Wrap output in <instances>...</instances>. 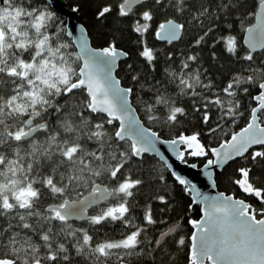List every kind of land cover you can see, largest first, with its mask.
Segmentation results:
<instances>
[{
	"label": "snow or ice",
	"instance_id": "1",
	"mask_svg": "<svg viewBox=\"0 0 264 264\" xmlns=\"http://www.w3.org/2000/svg\"><path fill=\"white\" fill-rule=\"evenodd\" d=\"M247 2L97 0L94 16L101 25L115 15L143 37L163 14L173 19L157 24V40L173 44L181 33H194L189 50L176 68L165 69L163 79L131 76L137 85L142 79L147 84L138 89L147 96L138 105L140 119L129 103L134 89L121 87L112 76L128 56L116 35L123 29L109 31L104 46L94 48L79 26L77 51L48 0H0V264H73L77 258L80 264H130L137 257L145 264H166L160 259L170 256L166 248L185 246V238H173L170 229L149 240L147 225L157 224L150 205L143 225L132 216L130 198L147 182L138 169L148 153L159 156L169 176L205 205L203 218L189 221L196 230L190 264H264V58L257 64L264 54V0H251L245 13L257 21L246 29L245 54L229 31L232 25L216 35L225 10L234 13ZM140 44L138 54L153 72L161 60L175 62L173 53L155 51L143 39ZM218 44L239 65L219 86L199 51L209 48L215 61ZM193 117L207 126L205 133L182 131L162 140L160 132L143 126L146 121L175 126ZM240 119L245 126L232 130ZM218 133L226 137L218 146L202 142V135ZM158 145L170 146L184 162L186 155L205 158L213 187L215 169L239 160L232 183L260 207L234 194L203 193L171 170ZM156 175V183L166 186V177ZM161 191L154 199L167 207L170 193ZM89 209L96 214L89 215ZM76 221L89 227H75ZM117 221L129 230L120 239L103 237L100 230Z\"/></svg>",
	"mask_w": 264,
	"mask_h": 264
},
{
	"label": "trees",
	"instance_id": "2",
	"mask_svg": "<svg viewBox=\"0 0 264 264\" xmlns=\"http://www.w3.org/2000/svg\"><path fill=\"white\" fill-rule=\"evenodd\" d=\"M68 7L70 9L77 8L79 13V20L86 27L89 36L92 40L93 46L99 48L104 46L105 34L109 31H116L118 28L123 29V31H116V35L119 37V47L128 53V59L122 62L119 66L117 72V77L121 80V83L125 87H132L134 89V94L131 97L132 103L138 111L141 119H144L142 113L143 109L139 108L140 99H147V96L143 91H138L139 88L143 87L147 89V84L144 80H141V84L137 85L132 79V75H139L140 77H147L149 81L155 79H163L164 71L166 68L169 70L174 69L178 66L180 61V56L189 50V44L192 41L194 33L192 31L183 32L180 41L173 44L162 43L157 40L154 36L153 30L157 27L158 23H163L165 19H173L172 16L167 17L163 14L159 15L157 20L152 22V27L149 32L144 34L134 33L128 29V21H117L115 15L109 18L104 25H101L99 21L95 19L94 12L97 0H66ZM33 3H39V0H32ZM243 2V0H242ZM251 6V0H248L244 4V7L238 8L234 13H229L225 10L223 14V20L218 21L220 31L216 33L217 36L223 34L224 29L227 25H232L229 29L231 34L237 36V40L241 46L240 55L245 54L248 50L243 44L244 34L246 29L253 24L254 18L249 15H245L249 11ZM54 11V10H53ZM57 16L63 22V26L66 27V21L57 13ZM177 22L183 23L184 21L178 20ZM243 25V26H242ZM189 29H191V24H189ZM66 37V33H65ZM143 39L148 47H152L155 51L160 53L171 52L174 55L175 62L172 65L165 64L162 60L157 63L155 72L147 65L144 58L139 56L141 51L140 41ZM66 41H69L66 38ZM71 42V41H70ZM76 50V49H75ZM200 51V55L203 57L202 64L205 68L210 70V74L215 76V80L219 86L228 76L229 73L234 69L238 68L239 65L236 64L235 58L229 59V55L223 51L222 45L218 44L215 48L217 60L213 61L210 59V49L205 47ZM264 54L261 57H257V64L262 62ZM128 65H132V71H129ZM254 93V90H253ZM75 102V101H73ZM247 103L246 98L242 100V104ZM187 108V105H182ZM246 121L240 119L237 124L232 126V130H239L240 127L245 126ZM145 124L151 128L153 131L161 133V137L164 139H173L180 132L187 133L189 130L201 131L205 133L207 131V126L201 124L198 118L193 117L191 121L188 119H182L179 124L175 126H165L160 123H153L146 121ZM228 129H226L227 131ZM222 133H218L216 137H208L202 135V142L207 146L216 147L218 146L219 140L224 139ZM209 156L208 158H210ZM144 163L141 165L140 171H144L147 177V182L142 186L136 193L135 199L130 198V202L133 207L132 216L135 223L138 225H143L144 221L142 219L144 212L148 205L151 206L153 218L157 220L155 225H147L149 231L146 233L149 240L153 239L157 233L167 231L171 226L179 223V228L172 235L173 238L179 239L180 237L185 238V246H168L166 251L170 256H161L160 259L166 261V264H188L189 263V253L190 244L192 236V228L190 226V220L198 219L201 215L200 207L194 206L191 200L190 194L182 189L181 186L177 184L173 177L169 176V171L167 168L162 166L161 162L150 156H144ZM186 161L189 163H195L198 166H203L206 163L205 158L192 157L186 155ZM241 166V162L229 164L221 173L216 175V183L219 190L226 192L227 194H234L235 197L245 200L247 203L253 204V206L259 208V203L254 199L246 196L242 191L232 183V180L238 178L236 175V168ZM133 168H136V163H133ZM131 171V169H130ZM164 175L167 179V185L161 183H156L157 175ZM98 183H105L108 187L113 186V182L110 181H97ZM162 189L170 193V204L165 207L160 202L156 201L154 197L157 194H163ZM83 195H87V191H84ZM111 201V198L109 200ZM191 205V207H190ZM96 214L92 210L91 215ZM75 227H89L86 222L84 223H74ZM129 229L117 221L106 225L100 231L103 237L109 239H120ZM89 234H92L91 228H89ZM131 263L145 264L142 257H137L131 260ZM73 264H80L79 258L73 261ZM111 264V262H109Z\"/></svg>",
	"mask_w": 264,
	"mask_h": 264
},
{
	"label": "water",
	"instance_id": "3",
	"mask_svg": "<svg viewBox=\"0 0 264 264\" xmlns=\"http://www.w3.org/2000/svg\"><path fill=\"white\" fill-rule=\"evenodd\" d=\"M48 3L51 5L52 10H54L55 12H57L65 21H66V38L73 42V47L78 51V47H76V38L79 37L80 35V30H79V26H83L85 31V36L89 39V43L91 47L97 48L95 46H93L92 44V40L89 36V33L86 29V27L84 26V24L79 20V13H78V9L75 7L73 9H70L68 7L67 1L66 0H48ZM135 7V6H134ZM179 23V22H178ZM257 23L256 19L254 20L253 24L250 25L249 27L255 25ZM67 32H73L74 35L73 36H67ZM183 33H181V37H182ZM248 38V34L247 31L244 34V40ZM180 40L174 41L178 42ZM162 42V41H160ZM162 43H167V42H162ZM245 47L248 49V45L244 44ZM123 50V49H122ZM124 51V50H123ZM128 59V56L122 57L118 63L117 66L115 68V70L112 73L113 79L115 80H119L120 81V86L127 88L125 86L122 85L121 80L117 77V72L119 70V66L122 62H124L125 60ZM129 103L130 106L132 107L133 111L137 114L138 118H140L137 109L135 108V106L132 103V99L131 97L129 98ZM141 119V118H140ZM146 128H149L145 123L143 125ZM162 140H170V139H164L161 137ZM158 147L161 149V151L164 153L165 157L167 158V163L170 164L171 170L176 172L177 174L181 175L183 178L187 179L190 183L195 184L197 186V188L202 191L205 194L208 195H216L218 193H225L226 195H233V194H227L226 192H223L221 190H219L217 183H215V186L213 187L211 184V179L208 177L207 172L208 171H212L211 168L209 169H205L203 166H198L195 163H189V162H184L181 161L177 158L176 154L173 153L170 149V146L168 145H158ZM183 147V146H180ZM145 156H150V157H155L160 161L159 156H156L154 153H148L145 154ZM211 156V154H210ZM212 158V157H210ZM232 162H229V164H231ZM195 164L197 165V167H192V165ZM228 165L224 166L223 170L227 167ZM168 170V169H167ZM223 170L217 168L214 171V179L216 181V175L217 173H221ZM169 171V170H168ZM191 200L193 202L194 206L200 207V217L196 220L202 219L203 215H202V209L205 207V205L203 203H196L193 201L192 195L190 194ZM236 199H241V198H237ZM197 200L199 199L198 197L196 198ZM93 209H89V215H91V211ZM75 223H84V221H76ZM179 223L171 226L167 231L168 232L170 229L172 230L171 235H173L175 233V231L179 228ZM190 226L192 228V235L195 233V228L194 226L190 223ZM199 235V234H197ZM133 264V263H130ZM190 264V260L189 263ZM204 264H211L210 261L205 260Z\"/></svg>",
	"mask_w": 264,
	"mask_h": 264
},
{
	"label": "flooded vegetation",
	"instance_id": "4",
	"mask_svg": "<svg viewBox=\"0 0 264 264\" xmlns=\"http://www.w3.org/2000/svg\"><path fill=\"white\" fill-rule=\"evenodd\" d=\"M92 212V211H91ZM131 263V262H130ZM133 264H136V263H133Z\"/></svg>",
	"mask_w": 264,
	"mask_h": 264
}]
</instances>
